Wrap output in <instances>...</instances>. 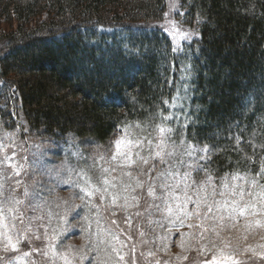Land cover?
Listing matches in <instances>:
<instances>
[{
    "label": "trees",
    "instance_id": "16d2710c",
    "mask_svg": "<svg viewBox=\"0 0 264 264\" xmlns=\"http://www.w3.org/2000/svg\"><path fill=\"white\" fill-rule=\"evenodd\" d=\"M175 2L192 34L180 47L159 26L165 0H0V135L103 145L126 124H163L209 146L212 176H254L264 157V0ZM131 224L129 264L144 263Z\"/></svg>",
    "mask_w": 264,
    "mask_h": 264
},
{
    "label": "snow or ice",
    "instance_id": "6c2138e0",
    "mask_svg": "<svg viewBox=\"0 0 264 264\" xmlns=\"http://www.w3.org/2000/svg\"><path fill=\"white\" fill-rule=\"evenodd\" d=\"M165 15L167 17V14ZM165 28L167 30V26ZM170 34L175 39L177 33L172 31ZM191 35V33H180L182 39H190ZM175 50L174 48L173 51ZM165 103L167 104L168 101H165ZM161 119L167 121L171 117L162 116ZM157 131L159 138L152 155L148 157L141 155L140 150L144 148L141 139L133 140L120 137L113 142L115 151L110 159L114 167L96 169L95 165L89 166L90 170L98 172V176L94 178L89 174V171L78 169L69 160H66L61 165L66 178H62L60 182L79 189L77 195L81 205L89 207L90 211L93 208L98 211V206L92 204V198L99 196L101 203L109 202L111 207L122 209L127 213L130 208H139L146 194V197L151 200L148 209L159 213L161 216L160 220H150L149 224L156 223L163 227V223L167 222L169 227H173L176 224L184 226L186 220H197L198 223H189L188 227L199 229L198 233H181L180 247L182 248L185 247L183 240L185 236H198L203 241L206 237L214 234L217 239H220V229L225 226V223L236 222L241 218L245 220L244 228L246 231L251 230L253 227L264 228V157H260L259 171L254 176L249 173L244 175L238 172L233 173L230 179L227 175L223 177L217 186L204 164L200 163V161L209 162L210 157L207 155L210 151L209 146L205 145L203 149H196L195 146L189 145L184 154L195 156L196 159L192 164L186 166L188 170L181 173V166H184V161L181 159L175 164L172 163L176 146L168 144L167 134H170L172 129L161 124L157 126ZM182 143L184 142L182 141ZM239 143L240 138L237 137V144ZM147 144L149 150L152 151V140H148ZM200 152L204 154L197 155ZM13 156H15V153H13ZM157 159L161 165L167 163L169 167L167 170L157 172L153 176L155 163H152L151 166L148 165L150 161ZM5 160L8 161L7 166L12 168V176L4 175L3 169L0 168V247H2L3 252L8 253L9 251L17 252L21 243L29 239L28 234L31 231L32 218H29V227L24 231H20L16 227L17 221L21 224L25 221L22 206L27 205L28 208L35 211L37 208H43L47 201L42 196L45 186L41 185L39 181L33 182L32 191H29L27 185L23 187V199H20L17 195V189L21 187V180L15 179L14 186L5 187L7 179L21 176L23 170V165L12 164L10 157H5ZM3 164L4 161H0V166ZM124 169H129V171ZM135 169H139L137 175H133ZM118 170L119 175H109ZM199 171H204L205 179L199 183L194 180L189 183L188 180L191 174ZM56 174L57 176L61 175L59 171ZM94 180L98 182H94ZM190 204L193 205L192 208H189ZM79 206L65 201L63 214L57 213L56 219L61 224L66 223L67 217L75 212V209ZM57 207L60 206L57 205ZM52 215L49 210V222H51ZM113 215H115L114 212ZM131 215L132 213H128L129 219L125 221L129 226H131ZM135 215L138 217L141 213L137 211ZM39 219H43V217H39ZM84 219L89 221L90 217L85 216ZM111 223L115 225L117 222L112 220ZM97 226L99 228L98 221ZM89 228L90 225L83 229L87 247L85 248L82 245L81 249L71 254V257L69 251H58L59 245L52 243L53 264L56 260L62 261L63 264H76L77 258L80 264H84L85 260H89V264H112L116 258H118L117 264H123L125 255L121 254V249L126 245L120 240V233H113L109 230L107 236L102 237L101 233L104 230L101 229L95 234L96 239L93 240V234ZM45 235L47 237V226H45ZM62 235H65V232L53 229L50 241H59ZM140 235L143 237L144 233L141 232ZM36 238L40 239L39 236ZM128 238L131 239V236L129 235ZM165 238L166 236L161 237V239ZM220 242L223 245L222 247H219L215 241L209 240V251L214 249L215 252L212 255V260L206 262V264H254L252 261L236 259L237 253L241 251L239 247L232 248L229 243L222 239H220ZM101 243L104 245L105 250L103 258L99 256ZM67 248L71 250L72 246L69 245ZM257 248L260 249L259 252ZM242 251L245 253L251 251L253 257L256 258L264 257V244L256 247L246 246ZM89 253H96V259L90 260ZM29 255V252H23L17 257L16 261L9 260L8 264H19L20 259H25ZM43 255L48 256V252H44ZM147 255L153 256L154 253L150 251ZM133 264H135V259H133ZM260 264H264V259L260 261Z\"/></svg>",
    "mask_w": 264,
    "mask_h": 264
},
{
    "label": "rangeland",
    "instance_id": "374dc122",
    "mask_svg": "<svg viewBox=\"0 0 264 264\" xmlns=\"http://www.w3.org/2000/svg\"><path fill=\"white\" fill-rule=\"evenodd\" d=\"M165 3L164 17L159 22V26L171 37L172 35L170 33L175 31L177 35L174 40L177 47H180L185 40L181 38L180 33L187 32L183 30V27L179 25L175 19V0H165ZM165 14H167V17ZM165 26H167V30ZM16 131L17 130H15V132H6L0 135V161H4V164L0 166V168L3 169L4 175L8 177L12 176V168L7 166L8 161L5 160V157H10L12 164L23 165L21 176L7 179L5 181V187L9 185L14 186L15 179L21 180V187L17 189V195L20 199H23V187L27 185L29 191H32L33 182L39 181L41 185L45 186L42 196L47 203L43 208H37L35 211L28 208L27 205L22 206V210L25 213V221L23 224L17 221L16 227L20 231H24L29 227V218H32L31 231L28 234L29 239L26 240L30 246L28 245L27 248L24 245H20L17 252H13L10 256L5 258H2L5 256V252H3L2 247H0V264H8L9 260L16 261L17 257L23 252H29L30 255L25 259H20L19 264H53L51 251L52 243H57L59 245L58 251H69L71 257V254L81 249L82 245H84L85 248L87 247L83 229L88 225H90L89 230L93 234V240L96 239L95 234L101 229L104 230L101 233L102 237L107 236L109 230L113 233H120V240L126 245L121 249V254L125 255L123 264H129L131 256L128 251L127 237L129 236V227L131 229V226L128 227V224L125 223V221L129 219L128 213H132L131 220L134 219L136 221L135 230L144 233L142 241L137 237V245L139 247L142 246L146 255L144 263L142 258L139 264H157V262L158 264H206V262L212 260V255L215 252L214 249L209 251V240L215 241L219 247H222L223 245L220 239L229 243L232 248L239 247L241 251L236 255V259L238 260L256 261V264H260V261L264 259V257H253L251 251L247 253L242 251L246 246L256 247L257 245L264 244V228L253 227L251 230L246 231L244 228L245 220L243 218L236 222L225 223V226L220 229V239H217L214 234L206 237L203 241L200 240L198 236H185L183 238L185 247L182 248L180 247L182 240L181 233H198L199 229H190L188 227L189 223H198L197 220H186L184 226L176 224L173 227H169L167 222L163 223V227L156 223L149 224L150 220H160L161 216L159 213L148 209V204L151 203V200L146 197V194L145 199L141 201L140 207L130 208L127 210V213L122 209L111 207L109 202L101 203L99 196L92 198V204L98 206V211L95 208L90 211L89 207L81 205V201L77 195L79 189L60 182L62 178H66V174L61 168L62 163L66 160H69L71 164L75 165L78 169L89 171V174L94 178L98 176V172L96 170H90L89 166L95 165L96 169L114 167L110 159L112 153L115 151L113 142L120 137L133 140L141 139L144 143V148L140 150L141 155L144 157L152 155L159 138L157 127H150L138 122L126 124L118 128L113 133L110 140L103 145H97L89 138L76 139L71 136L55 138L45 135L40 131L30 130L29 133H27L28 131L26 130L21 132ZM173 137L171 133L167 134L168 144H174L176 146L172 163L175 164L182 159L184 161V166H181L182 173L188 170L186 166L192 164L196 159L195 156H187L184 154L188 146L193 145L196 149H203L205 144L184 142L181 139L176 140ZM148 140H152V151L148 148ZM182 141L184 143H182ZM13 153H15V156H13ZM203 154L202 152L197 153V155ZM152 163H155L156 166L155 170L152 172L153 176H155L157 172L167 170L169 167L167 163L161 165L158 159L150 161L148 166H151ZM200 163L203 164L204 161H200ZM124 170L129 171V169ZM57 171L61 173L60 176H57ZM138 172L139 169L133 170V175H137ZM240 174L244 175L245 173ZM109 175H119V170ZM225 176L226 175L221 177L212 176L213 182L218 186L221 179ZM227 176H229L230 179L231 174ZM204 179L205 173L198 174L193 172L188 182L191 183V181L194 180L199 183ZM94 182L98 181L94 180ZM65 201L69 204L80 206L67 217L66 223L61 224V222L56 219V214H63ZM57 205L60 207H57ZM192 207L193 205L190 204L189 208ZM49 210L53 214L51 222H49ZM137 211L141 213L138 217L135 215ZM113 212L115 215H113ZM85 216H89L90 220L86 221L84 219ZM39 217H43V219H39ZM112 220H115L117 223L113 225L111 223ZM97 221L99 222V228L97 226ZM45 226H47V237L45 235ZM217 227H219V225H217ZM53 229L65 232V235H62L59 241L52 242L50 241V237ZM121 230L123 231L121 232ZM37 236H39L40 239H37ZM162 236H166V238L161 239ZM69 245L72 246L71 250L67 248ZM117 247H119V245H117ZM150 251L154 253L153 256L147 255ZM257 251L259 252L260 249L257 248ZM44 252H48V256H44ZM96 255V253H89L90 260L96 259ZM99 256L101 258L105 256L104 245L102 243L100 244ZM178 257H180V259H178ZM117 261L118 258L114 259L112 264H117ZM55 264H63V262L56 260ZM76 264H80L78 258L76 259ZM84 264H89V260H85Z\"/></svg>",
    "mask_w": 264,
    "mask_h": 264
}]
</instances>
